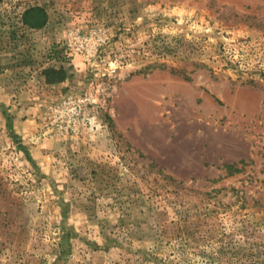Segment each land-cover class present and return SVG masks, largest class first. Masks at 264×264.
Instances as JSON below:
<instances>
[{
	"label": "rangeland",
	"instance_id": "1",
	"mask_svg": "<svg viewBox=\"0 0 264 264\" xmlns=\"http://www.w3.org/2000/svg\"><path fill=\"white\" fill-rule=\"evenodd\" d=\"M0 264H264V0H0Z\"/></svg>",
	"mask_w": 264,
	"mask_h": 264
},
{
	"label": "trees",
	"instance_id": "2",
	"mask_svg": "<svg viewBox=\"0 0 264 264\" xmlns=\"http://www.w3.org/2000/svg\"><path fill=\"white\" fill-rule=\"evenodd\" d=\"M24 22L34 29L44 28L48 22V13L41 6L31 7L24 13ZM65 75L66 72L64 70L59 71L54 68L46 70V76L52 83L63 82L66 79Z\"/></svg>",
	"mask_w": 264,
	"mask_h": 264
}]
</instances>
